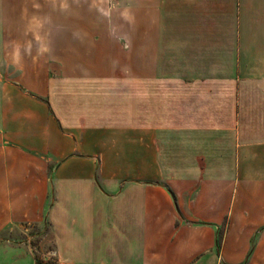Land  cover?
<instances>
[{
	"label": "crops",
	"instance_id": "obj_1",
	"mask_svg": "<svg viewBox=\"0 0 264 264\" xmlns=\"http://www.w3.org/2000/svg\"><path fill=\"white\" fill-rule=\"evenodd\" d=\"M54 260L264 264V0H0V264Z\"/></svg>",
	"mask_w": 264,
	"mask_h": 264
},
{
	"label": "rangeland",
	"instance_id": "obj_2",
	"mask_svg": "<svg viewBox=\"0 0 264 264\" xmlns=\"http://www.w3.org/2000/svg\"><path fill=\"white\" fill-rule=\"evenodd\" d=\"M48 232V227L45 223L42 224H25L20 230H12L9 235L15 238L17 243H25L33 251L38 249L51 250L50 243L46 241L45 235Z\"/></svg>",
	"mask_w": 264,
	"mask_h": 264
},
{
	"label": "built area",
	"instance_id": "obj_3",
	"mask_svg": "<svg viewBox=\"0 0 264 264\" xmlns=\"http://www.w3.org/2000/svg\"><path fill=\"white\" fill-rule=\"evenodd\" d=\"M50 257H54V252L50 251ZM53 264H74L64 260H54Z\"/></svg>",
	"mask_w": 264,
	"mask_h": 264
}]
</instances>
